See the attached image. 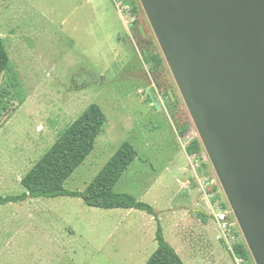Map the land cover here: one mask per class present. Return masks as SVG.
<instances>
[{"label": "rangeland", "instance_id": "rangeland-1", "mask_svg": "<svg viewBox=\"0 0 264 264\" xmlns=\"http://www.w3.org/2000/svg\"><path fill=\"white\" fill-rule=\"evenodd\" d=\"M135 20L151 28L140 0H0V37L10 56L0 75V196L24 194L22 178L97 104L108 121L65 188L84 191L130 142L139 158L114 191L151 204L175 247L173 239L181 244L196 225L186 216L201 208L210 221L194 234L205 239L195 252L181 244L179 255L186 264H238L232 247L247 246L245 237L204 147L205 173L197 157L187 156L200 136L166 61L163 71L151 72L133 34ZM185 123L191 128L184 132ZM127 212L70 197L0 206V264H146L157 250L156 222L143 226L134 219L138 212Z\"/></svg>", "mask_w": 264, "mask_h": 264}, {"label": "water", "instance_id": "water-1", "mask_svg": "<svg viewBox=\"0 0 264 264\" xmlns=\"http://www.w3.org/2000/svg\"><path fill=\"white\" fill-rule=\"evenodd\" d=\"M140 2L251 256L264 264V0Z\"/></svg>", "mask_w": 264, "mask_h": 264}, {"label": "trees", "instance_id": "trees-1", "mask_svg": "<svg viewBox=\"0 0 264 264\" xmlns=\"http://www.w3.org/2000/svg\"><path fill=\"white\" fill-rule=\"evenodd\" d=\"M140 10L139 6L136 5L133 10L134 14H139ZM144 53L145 61L149 64L152 73L161 72L165 69L164 57L156 47L148 48ZM9 66L10 56L4 40L0 37V75ZM166 96L169 102H172L169 91H167ZM107 121V116L99 105L89 106L23 177L21 184L26 192L16 196H0V206L21 203L29 199L70 197L82 199L87 206L93 208L143 211L153 216L157 226L155 236L158 245L157 250L146 264H186L166 240L159 212L151 204L140 201L131 194H118L114 191L129 167L139 158L138 151L130 142L122 144L84 191H70L65 188L66 182L94 151L97 139ZM190 128L191 124L185 123L181 129L185 132ZM185 151L189 157L202 155V143L199 139H194ZM204 169H207L206 165H204ZM199 216L203 220L205 219L203 213H200ZM234 234L238 237L236 233ZM232 252L234 257L242 259L244 264L253 263L251 253L245 244L235 243Z\"/></svg>", "mask_w": 264, "mask_h": 264}, {"label": "crops", "instance_id": "crops-1", "mask_svg": "<svg viewBox=\"0 0 264 264\" xmlns=\"http://www.w3.org/2000/svg\"><path fill=\"white\" fill-rule=\"evenodd\" d=\"M188 156V155H187ZM189 157V156H188ZM23 179V178H22ZM22 181V180H21ZM121 181V180H120ZM119 181V182H120ZM189 184V183H188ZM117 186V185H116ZM191 185L189 184L187 187H190ZM200 205V204H199ZM198 207V206H197ZM117 210V209H116ZM123 210H126V211H128L127 213L128 214H130V215H133L134 213H136V212H138L139 214H136V215H138L139 217H134V219L135 220H139V221H141V223L143 224V226L149 221L150 223H153L152 221H154L155 222V220H154V218H153V216H151V215H149V214H147V213H145V212H143V211H139V210H135V209H123ZM170 210H172V209H170ZM173 212H175L174 211V209H173ZM200 213H203V216H204V220H203V218L201 217V216H199V214ZM190 214H192V213H190ZM190 214H188V216H186V219H187V221H188V219H191V221L192 222H194L196 225H194L193 227H191L190 229H189V231L187 230L186 231V234L184 235V238L182 239V243L181 244H184L185 246H186V248L184 249V251L186 252H188V247H190V251H194V249H196V245H198V244H201L202 242H203V240L205 239V237L202 235V234H200V235H196V234H194V232H195V228H201L202 229V226L204 225V226H206V224L207 223H209V221L210 220H208V216L205 214V212H204V210H202L201 208H197L196 209V213L194 214V216H191ZM138 218V219H137ZM213 219V218H212ZM180 220V221H179ZM184 219L183 218H181V219H176V220H174L177 224H178V221L179 222H182ZM185 221V220H184ZM183 221V222H184ZM216 223H217V221H216ZM180 226L179 227H181L182 228V226L183 225H181V224H179ZM174 227H175V225H174ZM200 229V230H201ZM205 229V228H204ZM203 230V229H202ZM206 233V230H204V231H201V233ZM156 236V235H155ZM173 241H174V243L177 245V247H175V245H172L171 244V246L172 247H174L175 249H176V251H177V253L178 254H180V252L182 251V250H180V248H181V244H178V242L176 241V240H174L173 239ZM158 246V245H157ZM192 251V252H193ZM195 252V251H194ZM205 264H220V263H217L216 262V260H213V259H209V260H207L206 261V263Z\"/></svg>", "mask_w": 264, "mask_h": 264}, {"label": "flooded vegetation", "instance_id": "flooded-vegetation-1", "mask_svg": "<svg viewBox=\"0 0 264 264\" xmlns=\"http://www.w3.org/2000/svg\"><path fill=\"white\" fill-rule=\"evenodd\" d=\"M135 28L133 29L134 37L138 40L139 44L146 51L148 48L155 47L154 39L151 37L153 35L152 29L148 26L143 27L142 22L139 23V20L134 22Z\"/></svg>", "mask_w": 264, "mask_h": 264}, {"label": "built area", "instance_id": "built-area-1", "mask_svg": "<svg viewBox=\"0 0 264 264\" xmlns=\"http://www.w3.org/2000/svg\"><path fill=\"white\" fill-rule=\"evenodd\" d=\"M218 223L221 226V228L226 229L227 228V223L225 222V215H219L218 216ZM238 264H243L244 261L239 258H235Z\"/></svg>", "mask_w": 264, "mask_h": 264}]
</instances>
